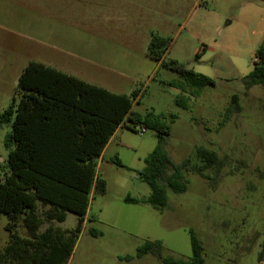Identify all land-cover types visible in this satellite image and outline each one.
<instances>
[{
	"label": "rangeland",
	"instance_id": "1",
	"mask_svg": "<svg viewBox=\"0 0 264 264\" xmlns=\"http://www.w3.org/2000/svg\"><path fill=\"white\" fill-rule=\"evenodd\" d=\"M153 36L169 42L167 60L215 85L191 96L164 84L182 78L149 56ZM263 44L264 0H0V115L20 100L25 67L38 62L115 93L138 92L134 110L142 115L176 116L167 119L166 150L176 164L187 162L188 190L167 189L161 211L125 202L151 195L138 173L158 143L155 131L141 133L143 125L132 129L127 122L96 160L106 193H91L86 224L65 264H164L154 253L137 257L147 242H160L164 258L187 261L191 231L205 264L264 262V88L246 91L242 81ZM235 94L241 110L226 114ZM179 96L188 109L177 105ZM11 131V123L0 122V180L9 171ZM199 148L227 158L216 185L195 171L202 166ZM78 221L67 212L64 223L45 221L40 231L74 230ZM9 222L0 214V250L10 241ZM18 232L27 235L23 227Z\"/></svg>",
	"mask_w": 264,
	"mask_h": 264
},
{
	"label": "trees",
	"instance_id": "2",
	"mask_svg": "<svg viewBox=\"0 0 264 264\" xmlns=\"http://www.w3.org/2000/svg\"><path fill=\"white\" fill-rule=\"evenodd\" d=\"M169 46V42L158 36H153L149 46V56L160 67H167L182 78L164 81V84L184 94L190 90L191 96H200L205 87L215 85L213 79L187 69L176 60H167ZM256 57L259 62L242 80L246 91L255 86L264 88V44ZM18 85L20 100L14 98L12 105L0 115L1 123L12 124L5 141L9 149V171L0 180V214L10 219L7 226L10 241L0 250V264H65L68 261L83 230L91 193H106V181L97 175L96 160L127 122L132 129L143 125L155 131L158 143L138 173L150 186L151 195L142 199L127 196L125 202L149 204L161 211L168 205L167 189L174 193L188 190L187 162L176 164L166 150V137L172 132L167 119L173 122L176 116L136 112L138 92L132 96L115 93L38 62H30L25 67ZM176 103L188 109L185 97H177ZM234 110H241L236 94L226 114ZM197 155L202 166L195 171L216 185L227 158L203 148L197 150ZM115 162L124 167L119 160ZM67 212L79 216L74 230L51 225L39 233L45 221L65 222ZM18 227L26 229L27 236L20 235ZM190 234L193 254L187 261L164 258L160 242H147L139 247L137 257L154 253L164 264H205L204 248L195 233ZM263 256L264 246L260 257Z\"/></svg>",
	"mask_w": 264,
	"mask_h": 264
},
{
	"label": "crops",
	"instance_id": "3",
	"mask_svg": "<svg viewBox=\"0 0 264 264\" xmlns=\"http://www.w3.org/2000/svg\"><path fill=\"white\" fill-rule=\"evenodd\" d=\"M47 66V65H46ZM51 67V66H50ZM53 67V66H52ZM57 68H59V67H57ZM57 68H55V69H57ZM57 70H60V69H57ZM60 71H62V70H60ZM64 72V71H63ZM66 73V72H65ZM66 74H68V73H66ZM69 75H71V74H69ZM74 76V75H73ZM76 77V76H75ZM77 78H79V77H77ZM80 79V78H79ZM82 80V79H81ZM83 81H86V80H83ZM86 82H88V81H86ZM89 83V82H88ZM117 132V131H116ZM115 135V134H114ZM113 135V136H114ZM112 139V138H111ZM111 141V140H110ZM110 143V142H109ZM108 146V145H107ZM107 148V147H106ZM103 154H104V152H103ZM103 154H102V156H103ZM102 156L100 157V158H102ZM99 158V159H100ZM87 215H88V213H87ZM87 215H86V217H85V222H84V225L86 224V219H87ZM66 218H67V213H66ZM66 221V220H65ZM64 223V222H63ZM46 230V229H45ZM45 230H43V231H40L39 230V233H43ZM27 236V235H26Z\"/></svg>",
	"mask_w": 264,
	"mask_h": 264
},
{
	"label": "built area",
	"instance_id": "4",
	"mask_svg": "<svg viewBox=\"0 0 264 264\" xmlns=\"http://www.w3.org/2000/svg\"><path fill=\"white\" fill-rule=\"evenodd\" d=\"M146 131H147V130H146L145 127L141 129V133H145Z\"/></svg>",
	"mask_w": 264,
	"mask_h": 264
},
{
	"label": "water",
	"instance_id": "5",
	"mask_svg": "<svg viewBox=\"0 0 264 264\" xmlns=\"http://www.w3.org/2000/svg\"><path fill=\"white\" fill-rule=\"evenodd\" d=\"M262 264H264V262H262Z\"/></svg>",
	"mask_w": 264,
	"mask_h": 264
}]
</instances>
